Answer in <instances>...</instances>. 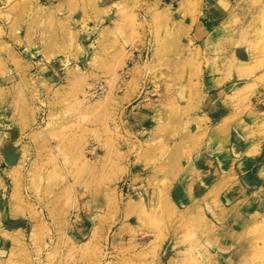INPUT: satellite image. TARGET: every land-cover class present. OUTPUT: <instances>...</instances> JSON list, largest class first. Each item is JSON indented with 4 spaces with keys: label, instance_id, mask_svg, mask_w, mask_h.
Wrapping results in <instances>:
<instances>
[{
    "label": "rangeland",
    "instance_id": "rangeland-1",
    "mask_svg": "<svg viewBox=\"0 0 264 264\" xmlns=\"http://www.w3.org/2000/svg\"><path fill=\"white\" fill-rule=\"evenodd\" d=\"M0 264H264V0H0Z\"/></svg>",
    "mask_w": 264,
    "mask_h": 264
},
{
    "label": "crops",
    "instance_id": "crops-1",
    "mask_svg": "<svg viewBox=\"0 0 264 264\" xmlns=\"http://www.w3.org/2000/svg\"><path fill=\"white\" fill-rule=\"evenodd\" d=\"M214 1V0H213ZM218 1H220V0H218Z\"/></svg>",
    "mask_w": 264,
    "mask_h": 264
}]
</instances>
